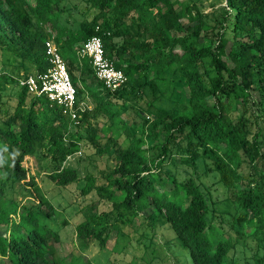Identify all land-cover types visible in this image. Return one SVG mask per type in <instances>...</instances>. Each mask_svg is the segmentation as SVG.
Listing matches in <instances>:
<instances>
[{
    "label": "trees",
    "instance_id": "trees-1",
    "mask_svg": "<svg viewBox=\"0 0 264 264\" xmlns=\"http://www.w3.org/2000/svg\"><path fill=\"white\" fill-rule=\"evenodd\" d=\"M59 1L0 0V53L6 56L0 93L10 83L12 93L6 96L15 97L12 112L0 99L5 124L0 137L9 151L6 158L0 153V220L12 225L0 232V264H94L85 251L92 244L105 248L115 230H124L116 220L129 224L141 216L150 225L151 218L139 214L143 208L163 215L194 264H237L229 257V237H209L213 225L201 182L168 173L172 186L161 185L162 169L181 163L195 168L201 162L206 173L214 172L237 210L233 221L252 228L251 236L264 244V0H224L225 6L210 13L201 11L200 0H80L82 18L75 28L61 23ZM46 25L49 31H43ZM95 35L102 39L105 56L126 76L114 91L95 78L105 94L79 85L73 73L78 68L94 76L89 59L76 51ZM46 39L55 42L67 63L76 102L84 89L92 97L93 106L77 123L61 106L19 83L26 74L48 69ZM7 58L10 64L20 59L18 65L33 72L10 73ZM166 74L168 83H182L187 98L162 108L155 100L170 96L157 94L156 81L167 79ZM130 93L151 97L134 107L128 103ZM122 107L135 111L138 131L122 119ZM83 126L85 135L79 130ZM119 135L125 145L116 144ZM104 139L114 147L115 165L99 171V182L98 176L83 174L79 191L108 201L111 211L88 213L78 222L79 254L60 257L59 230L48 222L60 211L33 178L25 181L23 158L48 157L47 177L65 186L80 179L67 164L71 155L81 153L84 144L107 158ZM14 181L31 186L37 201L23 210L7 201L4 186Z\"/></svg>",
    "mask_w": 264,
    "mask_h": 264
},
{
    "label": "rangeland",
    "instance_id": "rangeland-1",
    "mask_svg": "<svg viewBox=\"0 0 264 264\" xmlns=\"http://www.w3.org/2000/svg\"><path fill=\"white\" fill-rule=\"evenodd\" d=\"M197 3L204 13H210L213 8L225 6L224 0H200ZM59 7L63 9L60 16L61 23L72 28L78 27L82 18L80 10L83 8L80 0H60ZM45 30L49 31L50 26L46 25L43 31ZM32 31L40 33L35 28H32ZM5 58L6 56L0 53V67L3 66L2 60H5ZM19 61L20 59H15L10 64V59L7 58L5 64L7 70L16 76L21 72H33L32 69L28 71L24 70L23 65H18ZM73 73L77 77L79 85L83 86L85 83L91 86L92 90L97 93H106L103 87L97 85V80L93 74H83L78 68ZM165 76L167 79L156 81L157 94L159 95L162 91H165L170 96V100L162 98L155 100L154 104L162 108H169L171 107V102L176 104L185 100L187 92L181 82L172 80V82L168 83L166 80L170 79L171 76L169 74ZM10 89L11 84L8 83L5 86V90L2 91L3 93H0V99L2 98L8 104L9 112H12L15 97L6 96L12 93ZM141 95V93H130L128 103L137 107L139 103L143 102V99L151 97L147 94ZM257 96V92L254 91L253 97L256 98ZM78 101L86 109L93 106L92 97L86 89L78 94ZM249 109L252 112L250 106ZM121 112V117L129 128L133 131H138L139 126L134 123L136 120L138 121L135 111L129 107H122ZM1 116L3 117L2 113H0V127H5ZM103 122V119L100 118L98 126L100 127ZM258 123H261L260 119ZM12 128L14 129V127ZM72 129L74 130L75 128ZM252 129L255 130V126ZM79 130L80 134L85 135L86 130L84 126ZM102 142L104 143L107 158L103 155H95L94 151L85 147L84 144L82 145L81 153L76 152L71 155L67 164L78 170L80 179L65 186L56 185L47 177V173L50 170V160L48 157L40 155L25 156L23 158L22 165L27 169L25 181L33 178L54 207L60 211L59 216H53L48 221L51 226L59 230L61 245L59 244L60 249L58 252L60 257L68 258L70 254H79L80 248L75 236V225L78 222L82 221L88 213L111 211V204L108 201L94 197L92 194L83 196L79 191L80 185L84 180L82 178L83 174L91 173L99 177L101 169L112 168L115 165L116 159L112 143L105 141V139ZM116 144L118 146L126 144L123 135H119ZM181 146H185V140L181 141ZM0 153L4 158L9 155L7 144L1 137ZM152 153V157L156 156L154 152H150V155ZM180 158L177 153L175 162L179 163ZM190 166V164L185 163L178 164V166L168 164L161 171V185H164L167 189L172 186L168 173L177 176L178 180L191 176L196 182H201V187L206 194L209 204L207 219L213 225V229L209 233L210 239L216 241L218 238L229 237L232 244L229 257L237 264H264V244L262 242L259 243L251 236L252 228L247 229L243 224H236L233 221V215L237 213V210L233 201L229 198V194L225 193L217 182L215 173H206L201 162L198 163V167L191 168ZM100 180L101 177H99L98 182ZM25 181L6 182L4 186L5 199L18 203L19 210H23L24 205L37 201L32 193V187H27ZM139 214L151 218L149 226L148 220L143 219L141 216L135 217L129 224L116 220L117 226L124 230H115L105 248L101 249L95 244L89 246L87 251H85L88 259L94 262V264H194L189 257L188 250L181 245L163 215L157 213L155 216L151 211H148V208L141 209ZM114 215L115 213H113ZM14 217L17 218L18 216L14 215ZM63 221L66 224H63ZM10 223L5 224L0 220V232H3L6 227L12 228ZM243 231L246 232L245 235L242 234ZM50 242L52 243V240Z\"/></svg>",
    "mask_w": 264,
    "mask_h": 264
},
{
    "label": "built area",
    "instance_id": "built-area-1",
    "mask_svg": "<svg viewBox=\"0 0 264 264\" xmlns=\"http://www.w3.org/2000/svg\"><path fill=\"white\" fill-rule=\"evenodd\" d=\"M44 49L49 62L48 69L37 75L26 74L19 83L25 85L33 95H44L61 106L62 112L77 123L86 107L79 101L76 102V91L67 64L52 39L45 40ZM76 53L79 58L89 59L95 78L101 81L106 89L114 91L125 83L124 73L105 56L103 42L99 36L88 38Z\"/></svg>",
    "mask_w": 264,
    "mask_h": 264
},
{
    "label": "clouds",
    "instance_id": "clouds-1",
    "mask_svg": "<svg viewBox=\"0 0 264 264\" xmlns=\"http://www.w3.org/2000/svg\"><path fill=\"white\" fill-rule=\"evenodd\" d=\"M63 58V57H62ZM65 61V60H64ZM66 62V61H65ZM67 64V63H66ZM68 67V66H67Z\"/></svg>",
    "mask_w": 264,
    "mask_h": 264
}]
</instances>
